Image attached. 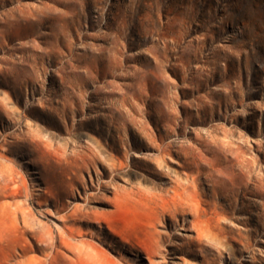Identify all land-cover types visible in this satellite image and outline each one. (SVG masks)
Segmentation results:
<instances>
[{"label":"rangeland","instance_id":"1","mask_svg":"<svg viewBox=\"0 0 264 264\" xmlns=\"http://www.w3.org/2000/svg\"><path fill=\"white\" fill-rule=\"evenodd\" d=\"M1 45L17 182L0 180V264L40 256L34 233L63 215L104 259L62 264H264V0H0ZM152 140L171 145L164 173ZM179 148L246 171L233 194L201 179L215 238L149 202L184 171Z\"/></svg>","mask_w":264,"mask_h":264},{"label":"bare ground","instance_id":"2","mask_svg":"<svg viewBox=\"0 0 264 264\" xmlns=\"http://www.w3.org/2000/svg\"><path fill=\"white\" fill-rule=\"evenodd\" d=\"M56 40H57L56 43L59 44V42L61 41V34L60 35L56 34ZM40 47L41 46H39V48ZM3 49H4V46L1 45L0 50H3ZM51 51H52V48H50L49 51L46 52V55L53 61L54 59L50 55ZM35 64H37V62ZM154 140L151 141L152 144L148 146L147 148L154 149L155 151H157V154L152 156V159L150 160H152L153 165L157 170L164 173L166 158L170 156L172 148L170 144L166 146H164L160 142L155 144L153 142ZM153 143L155 146L153 145ZM187 148L189 149V147ZM8 153H9V148L0 147V180H3L6 183L8 182L15 183L17 182L16 169L14 166V162L8 156ZM179 157L183 159V161L179 162V165L182 168H184V171L178 172L176 173V175H170L169 173L166 172L165 174L167 175V178H168V182H167L168 186L163 190V192L161 191V193H153V194L151 193L149 195L150 196L149 202L155 205V207L159 208V210L156 212L157 213L156 219L159 220V216L161 215L162 217L167 215V219L169 218L174 219L176 218L178 214L193 215L194 219H193L192 224L197 228V237L200 240H203L204 238L210 239V237L215 238L218 235L217 233L212 232L210 230V227L204 228L202 226V223L205 222V219H202V215L206 213V208L203 207V204L206 203L207 201L203 199L204 193L199 190V186L202 184L201 179L202 177H205V179H208L209 181L213 180L212 186H214V188L217 187L219 192H227L228 190H230V192L233 194L234 192L233 190H235L236 187L237 188L241 187L240 186L241 179L246 171L241 166L239 168H236L234 166L233 161L231 160V157L228 158L229 156H223V158H220L217 155H213L210 158H208L205 155L200 154V153L193 152L192 154H188V153L182 154V151H181V153L179 152ZM7 162H10V164H8V170H5L4 167L6 165L5 163ZM247 171L249 172V170ZM251 183H253L252 185H254V187L252 186L253 187L252 193L255 194L256 186L258 184L256 185L254 181H252ZM230 185L231 187H229ZM228 195H231V194H228ZM22 212L24 213L22 217L24 225L28 228H33L35 226L34 218L32 216L30 217L29 214H25L24 210ZM58 212H59V209H58ZM221 216L224 217L223 213H221ZM62 219H63L64 226L56 234L54 233V230L51 226H48V228L42 229V230L41 229L38 230L36 228L37 229L36 232L37 231L38 232L34 233L35 243L31 245V249L32 251H39L41 253L40 256H34V255L32 256V255H28L27 253H24L22 255H19L16 261L12 264H62L64 259L68 257L65 251H69L79 257H87L90 260L97 262V263H102L104 259V255L100 254V252H95L84 240H80V242L74 241L76 240L78 236L74 233L75 231L74 226L71 224H68L67 222L75 218H69L68 215H63ZM206 263L207 262L205 261V258H203L201 260V264H206ZM149 264H154V263L151 260H149Z\"/></svg>","mask_w":264,"mask_h":264}]
</instances>
